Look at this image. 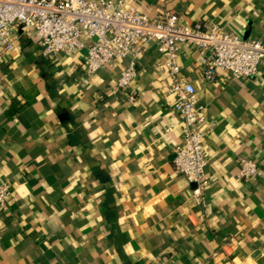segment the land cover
<instances>
[{"label":"crops","instance_id":"0c3cea01","mask_svg":"<svg viewBox=\"0 0 264 264\" xmlns=\"http://www.w3.org/2000/svg\"><path fill=\"white\" fill-rule=\"evenodd\" d=\"M149 19L172 12L264 46V0H122ZM150 46L127 102L124 63L85 75V52L43 57L28 35L0 64V264H264V65L250 80H201L181 46V80L205 108L207 206L173 168L174 98ZM240 159L261 176L240 180Z\"/></svg>","mask_w":264,"mask_h":264},{"label":"built area","instance_id":"2783aa9c","mask_svg":"<svg viewBox=\"0 0 264 264\" xmlns=\"http://www.w3.org/2000/svg\"><path fill=\"white\" fill-rule=\"evenodd\" d=\"M28 35L38 40L43 57L84 51L87 77L124 63L116 87L126 93L130 105L137 99L131 85L138 77V65L154 46L155 68L166 76V94L174 98L182 134L173 168L193 187L190 199L204 212L209 187L204 138L210 125L193 85L181 80V46L196 51L201 80L207 83L215 82L218 72L230 80L254 79L264 65V46L214 24H189L172 12L149 19L125 7L122 0H0V64ZM1 83L0 72V87ZM259 176L255 161L239 160L240 180ZM11 194L12 183L0 178L1 213L9 212Z\"/></svg>","mask_w":264,"mask_h":264}]
</instances>
